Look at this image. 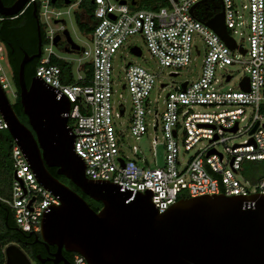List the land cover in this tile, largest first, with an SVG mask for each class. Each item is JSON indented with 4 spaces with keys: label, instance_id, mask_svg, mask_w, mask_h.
I'll list each match as a JSON object with an SVG mask.
<instances>
[{
    "label": "built area",
    "instance_id": "obj_1",
    "mask_svg": "<svg viewBox=\"0 0 264 264\" xmlns=\"http://www.w3.org/2000/svg\"><path fill=\"white\" fill-rule=\"evenodd\" d=\"M93 5L90 45L79 46V57L73 62L55 52L54 38L67 30L63 15L75 17L85 2ZM69 0L68 4L51 0H28L23 10L35 3L44 38L39 62L34 75L52 86L59 95L70 101L66 115L72 129L73 150L82 158L85 175L92 180L111 182L120 190L134 193L149 191L158 212L165 211L181 197L224 194L247 197L264 195V174L255 171L245 175L246 164L260 163L264 169V0H220L227 33L236 43L230 49L205 22L194 15L191 8L201 0H167L166 6L156 10L136 6L138 0ZM22 10V11H23ZM5 16L0 15V20ZM247 41V47L235 36ZM140 36L159 71L128 62L125 66L123 88L130 95L128 135L139 138L152 131L151 150L158 144L163 148L161 166L149 167L142 153L137 159L121 156L119 142L124 139L117 132L114 119L124 115L125 108L113 107L112 58L129 39ZM201 44V47L199 46ZM136 46L132 44L129 47ZM244 49V53L240 51ZM233 51H238L233 57ZM194 59L201 57L196 76L182 82L172 81L163 96L161 110L157 98L149 99L155 86L161 90L168 84L160 79V70L168 68L172 77ZM141 55V54H140ZM61 58L72 64L73 81L66 82L60 68L51 58ZM0 41V86L8 96L17 97L12 74ZM242 64L248 78L249 90H242L239 79L237 89H222L231 73L216 77V71L234 63ZM89 64L91 76L86 84L82 65ZM80 81V83H79ZM185 82V86L182 83ZM14 85V86H13ZM159 97V94L158 96ZM152 103L154 104L152 106ZM202 108L198 110L197 108ZM257 123L255 130H250ZM236 126L235 131H230ZM0 129L6 123L0 115ZM240 142L228 141L240 135ZM206 142V144H204ZM222 145V151L217 149ZM137 145L131 151L135 154ZM194 151L187 159L185 152ZM210 152V153H209ZM13 174L10 199L7 205L16 226L24 232L39 233L44 212L59 200L37 182L20 147L11 148ZM122 159V164L119 162ZM237 175H241L244 183ZM73 264H89L73 253Z\"/></svg>",
    "mask_w": 264,
    "mask_h": 264
},
{
    "label": "water",
    "instance_id": "obj_2",
    "mask_svg": "<svg viewBox=\"0 0 264 264\" xmlns=\"http://www.w3.org/2000/svg\"><path fill=\"white\" fill-rule=\"evenodd\" d=\"M27 2L14 0L5 5L0 0V15L16 16ZM68 2L64 0L65 4ZM31 7L36 21L37 51L31 55L23 52L16 75L19 103L29 127L19 120L1 86L0 115L37 182L59 200L58 205L44 212L40 239L36 238L46 249L55 246L48 259L64 262V250L82 255L89 264H264V195L181 197L165 211L158 212L149 191L133 194L111 182L92 180L85 175L84 161L73 150L74 135L65 115L70 110V101L64 95L57 97L55 89L35 75L28 84L24 79L25 64L38 58L41 52L37 6L32 3ZM205 24L230 49L236 48L227 33L222 9ZM63 34L69 43L63 51L78 50L66 29ZM58 39L59 36L54 38L55 44ZM130 51L135 56L141 54L136 46ZM240 51L244 53V49ZM240 87L249 90L246 76ZM256 127L257 123L250 133ZM235 129L236 126L230 131ZM119 162L122 164V159ZM51 166L101 207L93 210L82 196L48 171ZM3 253V264H32L14 242L6 245ZM37 259L46 260L39 255Z\"/></svg>",
    "mask_w": 264,
    "mask_h": 264
},
{
    "label": "trees",
    "instance_id": "obj_3",
    "mask_svg": "<svg viewBox=\"0 0 264 264\" xmlns=\"http://www.w3.org/2000/svg\"><path fill=\"white\" fill-rule=\"evenodd\" d=\"M14 0H2L5 5H10ZM138 7L148 8L156 10L161 6L167 5V0H140ZM81 13H75V21L78 29L84 32L85 35L89 34L92 30L93 19V5L88 1L81 5ZM221 9V4L218 0H205L194 6V15L200 21L206 22ZM44 36V35H43ZM45 41V38H43ZM0 41L3 43L6 53L8 65L12 74V79L16 88V101L12 104L14 112L16 113L19 120L24 123L27 121L22 113H19L17 109H20L19 98H18V86H17V69L22 52L26 51L28 54L36 51L37 48V33L35 18L32 15V7L27 6L20 14L13 17H4L0 20ZM39 62V57L30 60L24 66V79L28 84L32 76H34L35 68ZM51 63L57 65L65 78L66 82H72V64L61 59L52 57ZM82 72L85 76L84 82L86 84L88 78L91 76V67L85 63L82 65ZM80 83V81H79ZM13 140L6 129H0V264L4 263L3 250L9 243H16L25 253L32 259L35 264H52L51 262L45 261L41 263L37 259V255L43 257L47 253L54 251V246H49L46 250L43 244H37L33 240V236L39 237L38 233H34L29 236V232H24L17 228L9 207L7 200L10 196H3L4 188L9 185L11 195V184L13 174V162L11 158V148ZM255 171H259L257 164H246L244 170L245 175L248 177L253 175ZM61 180L72 190L82 196L89 206L97 211L101 204L97 201L92 200L88 196L81 193L67 178L62 176ZM62 182V183H63ZM39 240V239H38ZM64 254L70 255V253L62 251Z\"/></svg>",
    "mask_w": 264,
    "mask_h": 264
},
{
    "label": "rangeland",
    "instance_id": "obj_4",
    "mask_svg": "<svg viewBox=\"0 0 264 264\" xmlns=\"http://www.w3.org/2000/svg\"><path fill=\"white\" fill-rule=\"evenodd\" d=\"M128 1L130 2V0ZM235 2L239 3L241 2V0H235ZM140 4H141L140 0H138L136 6H139ZM81 11L82 10H79L77 12L81 13ZM62 18L65 22V25L67 26V29L69 31V34L72 40H74L82 48H85V49L89 48V45H90L89 37L88 35H85L84 32H81L78 29L76 21H75V17H72V16L68 17L66 15H63ZM235 39L238 41V43H242L244 47H247V41L245 39L242 40L241 37L238 35L235 36ZM61 44H63V40L59 42L57 47L55 46L54 48L55 52H57L62 58L72 61L74 67L79 57L84 59V57L77 52L63 51L62 48L60 47ZM132 44L139 46L141 50L140 56H135L131 53V51L129 50V47ZM199 46L201 47V44H199ZM237 54H238V51H233V57L236 58ZM200 59L201 57H196L194 59V54H192V58L189 64L181 68L179 74L174 77H172L171 75H168L169 73L168 68H162L160 70V76H161L160 79L162 80V82L167 83L168 86L163 88V90H161L158 86H155L149 94V99L151 101L157 98L156 99L158 101L157 107L159 111L161 110L163 106V103H162L163 96L166 93V91L170 89V85L172 81H175L176 83L177 82L180 83L185 80H190L191 78L196 76L197 72L199 71V67H200ZM128 62H131L134 64H140L146 68H149L150 70H155V71H159V68H160L157 61L154 58H152L147 52L144 46L143 40L141 39L140 36H135L132 39H129L128 42L124 44L123 47L119 48L115 52L112 58L113 107L116 109L119 104H122V106L125 108L124 115L120 119H117V118L114 119L115 129L117 130V132H121L124 137V139H121L119 142L120 154L122 157L126 159H137L136 157L141 152L143 155V158H145L146 163L148 164L149 167L152 168L154 166H161L163 163V154H164L163 148L159 144L155 146L154 148L155 155L153 156L152 150H151L152 144L150 141L153 134L150 128H148L147 130L148 136L143 135L139 138H135V137L128 135V119L130 115L131 99H130V95L128 91L122 88V84L124 83L125 66ZM1 64L3 68L5 69H7L9 66L7 59L2 60ZM225 72L231 73L233 76L227 83L222 82V81L220 82V85L222 86L223 90L227 88H232L234 90L237 89L239 79L243 77V75H246V73H244L243 71L242 64L238 62L232 65L224 66L222 70H217L216 77L220 78L221 74ZM158 94H159V97H157ZM8 97H9V101L11 104H13L16 101V98H14L13 96L10 95ZM153 105L154 104L152 103V106ZM197 109L201 110L202 108L198 107ZM246 137L247 136L245 134L237 136L235 138L230 139L228 141V144H231L233 142H240ZM204 144H206V142ZM135 145L138 146V148L135 150V154H137L136 156L131 151L132 150L131 148ZM217 149L222 151L223 146L218 145ZM193 152L194 151H189L187 153L185 152L184 159H187ZM137 162L140 163L138 159H137ZM255 164L259 166L260 174L263 175L264 169L261 167L260 163L256 162ZM237 177L241 182L244 183V180L241 175H237ZM2 195L5 197L10 196L9 185L4 188V192Z\"/></svg>",
    "mask_w": 264,
    "mask_h": 264
},
{
    "label": "flooded vegetation",
    "instance_id": "obj_5",
    "mask_svg": "<svg viewBox=\"0 0 264 264\" xmlns=\"http://www.w3.org/2000/svg\"><path fill=\"white\" fill-rule=\"evenodd\" d=\"M57 2L58 3H63L64 2V0H57ZM130 2H132V0H130ZM39 22V21H38ZM35 24H36V21H35ZM39 26H40V33H41V50L40 51H42V46H43V41H44V28H43V26L39 23ZM64 31V30H63ZM63 31H61V32H59V33H57V35L56 36H59V39H58V41H57V43L55 44V46L57 47L58 46V44H59V42L61 41V40H63V44H61L60 45V47L62 48V50H64L65 48H67V47H69V43H68V41H67V39H66V37H65V35L63 34ZM68 33H69V31H68ZM70 35V34H69ZM55 36V37H56ZM74 41V40H73ZM36 51H37V48H36ZM36 51H33L32 53H29V55H31V54H33V53H35ZM23 52H26V51H23ZM23 52H22V54H23ZM41 53V52H40ZM34 59V58H33ZM20 104V103H19ZM18 110V112L19 113H22L23 114V111H22V107H21V105H20V109H17ZM24 115V114H23ZM25 116V115H24ZM25 118H26V116H25ZM27 119V118H26ZM23 124H25L26 126H28L29 127V125H28V122L27 121H25ZM48 169V171L54 176V177H56L60 182H63L62 180H61V178H62V175H59V174H57L56 173V167L55 166H51V167H48L47 168ZM64 183V182H63ZM77 188V187H76ZM78 189V188H77ZM79 190V189H78ZM75 191V190H74ZM77 192V191H76ZM31 235H32V233H30L29 234V236L28 237H31ZM37 236H33V240H34V242L35 243H37V244H42L40 241H38L37 239H40V237H38L37 239ZM55 247V246H54ZM46 249V248H45ZM56 249V248H55ZM47 250V249H46ZM55 251V250H54ZM54 251H51V252H54ZM63 251V250H62ZM51 252H49V253H47V255H45V256H43V257H40L41 259H46L45 261H48V262H51L52 264H73V261H72V258H73V252H67V253H70V255H68V254H64L63 252H62V255H63V257H64V262L63 261H59V262H52L51 260H49L48 258H49V256H50V253ZM66 252V251H65ZM31 261H32V264H35V262L31 259ZM45 261H43V262H41V263H44Z\"/></svg>",
    "mask_w": 264,
    "mask_h": 264
},
{
    "label": "clouds",
    "instance_id": "obj_6",
    "mask_svg": "<svg viewBox=\"0 0 264 264\" xmlns=\"http://www.w3.org/2000/svg\"><path fill=\"white\" fill-rule=\"evenodd\" d=\"M18 228V227H17Z\"/></svg>",
    "mask_w": 264,
    "mask_h": 264
}]
</instances>
